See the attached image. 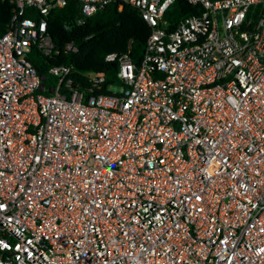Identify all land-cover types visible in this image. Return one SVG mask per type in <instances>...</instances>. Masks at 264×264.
<instances>
[{
    "label": "built area",
    "instance_id": "obj_1",
    "mask_svg": "<svg viewBox=\"0 0 264 264\" xmlns=\"http://www.w3.org/2000/svg\"><path fill=\"white\" fill-rule=\"evenodd\" d=\"M11 1L0 264H264V0H187L172 29L176 0H78L84 17L132 4L152 28L139 63L106 55L113 93L88 97L70 65L46 94L28 58L52 54L46 17L69 0Z\"/></svg>",
    "mask_w": 264,
    "mask_h": 264
},
{
    "label": "trees",
    "instance_id": "obj_2",
    "mask_svg": "<svg viewBox=\"0 0 264 264\" xmlns=\"http://www.w3.org/2000/svg\"><path fill=\"white\" fill-rule=\"evenodd\" d=\"M15 3L0 0V35L6 32ZM198 11V6L187 0H176L165 12L169 28L172 29L182 18ZM39 17L37 12L31 13ZM47 32L52 37L55 48L51 55H45L37 45H32L28 58L37 71L44 75L46 94L56 85L58 77L50 73L55 65H70L74 87L91 94H112L111 85L121 83L118 77L119 62L107 61L110 52L129 53L139 63L146 50L151 26L143 18L141 10L132 4L110 3L95 14L84 17L81 3L69 0L63 7L52 9L47 15ZM73 42L78 50L68 51L66 45ZM103 72L105 80L94 85L91 73Z\"/></svg>",
    "mask_w": 264,
    "mask_h": 264
}]
</instances>
